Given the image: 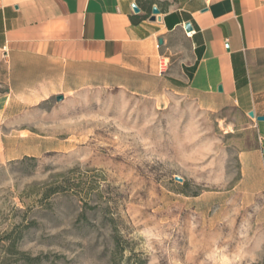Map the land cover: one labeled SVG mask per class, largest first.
Here are the masks:
<instances>
[{"label":"rangeland","instance_id":"1","mask_svg":"<svg viewBox=\"0 0 264 264\" xmlns=\"http://www.w3.org/2000/svg\"><path fill=\"white\" fill-rule=\"evenodd\" d=\"M63 94L6 121L24 138L0 164V264H264V225L229 192L245 115L171 91Z\"/></svg>","mask_w":264,"mask_h":264},{"label":"crops","instance_id":"2","mask_svg":"<svg viewBox=\"0 0 264 264\" xmlns=\"http://www.w3.org/2000/svg\"><path fill=\"white\" fill-rule=\"evenodd\" d=\"M72 83L235 107L256 137L229 192L264 225V0H0V164L23 155L6 121Z\"/></svg>","mask_w":264,"mask_h":264},{"label":"water","instance_id":"3","mask_svg":"<svg viewBox=\"0 0 264 264\" xmlns=\"http://www.w3.org/2000/svg\"><path fill=\"white\" fill-rule=\"evenodd\" d=\"M133 8L136 12H139L140 11V8L138 7V5L136 3L133 4ZM151 20H158V21H162V15L160 13V9L157 7V6H154L153 7V15L151 16ZM185 28L187 31H191L192 30V25L190 22H187L185 24ZM163 42V39L160 38V43ZM64 98V95L60 94L57 96V100H62ZM250 116L254 117L255 114L253 111H251L250 113ZM258 119L259 120H264V116H258ZM178 179H181L180 177H177Z\"/></svg>","mask_w":264,"mask_h":264},{"label":"trees","instance_id":"4","mask_svg":"<svg viewBox=\"0 0 264 264\" xmlns=\"http://www.w3.org/2000/svg\"><path fill=\"white\" fill-rule=\"evenodd\" d=\"M16 244L13 243V246ZM23 254V253H22ZM26 259L28 260V264H40L41 257H31L30 255H26ZM8 264V263H5Z\"/></svg>","mask_w":264,"mask_h":264}]
</instances>
